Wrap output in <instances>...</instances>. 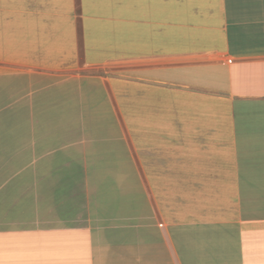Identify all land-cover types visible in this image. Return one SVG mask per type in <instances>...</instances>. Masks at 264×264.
I'll return each instance as SVG.
<instances>
[{
    "label": "crops",
    "instance_id": "obj_1",
    "mask_svg": "<svg viewBox=\"0 0 264 264\" xmlns=\"http://www.w3.org/2000/svg\"><path fill=\"white\" fill-rule=\"evenodd\" d=\"M0 264H264V0H0Z\"/></svg>",
    "mask_w": 264,
    "mask_h": 264
}]
</instances>
